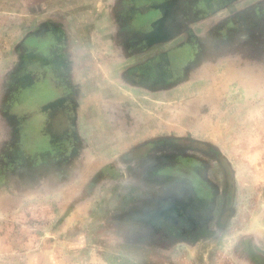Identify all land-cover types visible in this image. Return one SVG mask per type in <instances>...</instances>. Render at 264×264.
Masks as SVG:
<instances>
[{"label":"rangeland","instance_id":"1","mask_svg":"<svg viewBox=\"0 0 264 264\" xmlns=\"http://www.w3.org/2000/svg\"><path fill=\"white\" fill-rule=\"evenodd\" d=\"M122 1L0 0V264H264V60L209 49V29L139 59L129 23L125 54L103 47L97 20ZM73 4L95 30L69 95L71 165L39 119L18 137L13 105L40 79L19 55L42 6Z\"/></svg>","mask_w":264,"mask_h":264},{"label":"crops","instance_id":"2","mask_svg":"<svg viewBox=\"0 0 264 264\" xmlns=\"http://www.w3.org/2000/svg\"><path fill=\"white\" fill-rule=\"evenodd\" d=\"M171 1L173 4H171V10L169 12L166 11L163 6L159 5L158 9H156L157 13L154 14L155 17L158 16V18H156L157 20L162 19L166 13L171 15L170 20L173 24V29H170L168 27L169 34L165 33L166 31H161V28H163V26H161L160 24L156 25L154 28L152 27L151 30H143L142 32L140 31V29H137L140 26L142 27V25L136 24V26L134 27L135 29L139 30L134 38L135 45H138V47L136 46V49H134V53L137 55L136 57H139V59H142L140 57H143L144 54H147L155 44H172L179 41L182 36L184 37L182 38L184 39L182 41H184L186 44H190L192 39L196 38L197 34H200L201 32L209 29L211 30V32L208 34L206 33L205 36H203L204 43L208 44L209 49L214 50L215 48L216 52L219 53H223L224 51L228 50L227 52H229L230 54L226 55H230L231 57L243 54V50L246 48L248 60H257L260 58L262 59V61L264 60V0ZM61 11L64 12V10ZM84 13L87 12L84 11ZM144 17L142 16V22L146 19V17ZM219 30H224L225 34L227 35L226 42H223L221 38L222 35ZM152 38L156 40L154 41L152 40ZM104 40L106 42L104 44L106 45V47H110V45L123 46L124 44V47L127 48L126 42L124 43L118 41L117 45L114 44L111 36H109L108 38L106 36ZM43 43L44 46H46V49H44L43 47L41 48ZM51 45L56 47L57 53H63L64 49L62 45H53V43H50L49 41L37 42L34 39L30 40L29 44H26V48L24 47L22 49V52H20L19 56L21 62H25L27 60L29 61L31 59L28 62V67H32L33 69L36 68L37 70L41 69L40 67L42 65L46 66L47 59L49 60V58L52 56L53 48L51 49ZM110 49L114 50L113 47H110ZM30 50H34L33 54L35 56L30 55L31 57L28 56L26 59L25 57L29 54ZM65 54L66 53H63L64 58L67 59L68 62L71 61L70 55L65 56ZM33 57L36 58L33 60ZM54 59L55 61L57 60L55 56ZM114 59L119 62V66L121 67L123 64H125L126 57L118 54V56ZM81 65L83 64L79 62L77 69H75V74L79 77L89 76L87 74V71L90 70V64L87 66V68L80 69ZM46 69H43L42 72L44 77H47L48 75ZM51 84L52 83L50 79H46L43 80V84H40L38 86L37 91L34 89L27 90L28 88L18 91V93H21V91L23 90V94L25 95H23L21 99L18 98L17 100H14L16 102L13 105V111L19 116H22L21 122L15 123L16 126L20 125V128L19 126H15V131H18V137L23 140L24 138H26V134H38L39 132H41L44 126L40 129L39 124L41 126L42 124L45 125L47 127L46 139L48 140H43V142L45 143L47 149H50L53 152L54 150L61 149L60 153L62 155L65 153L69 154L68 162H72L71 165H73V163H78L77 159L75 158L79 156L78 153L71 152L72 149L75 148V143L73 141L71 143L68 137L71 134L68 123H72L71 115H68V110L70 108L69 95L73 93V89L70 85L68 87V90L57 91L54 90ZM57 98H59V100L61 101L60 105L57 108L45 107L49 102ZM33 110H38V115L36 116V118L27 116V114H29V112ZM37 119L40 120L39 124L37 122ZM37 141H33L31 145L34 146ZM75 145L78 144L76 143Z\"/></svg>","mask_w":264,"mask_h":264},{"label":"flooded vegetation","instance_id":"3","mask_svg":"<svg viewBox=\"0 0 264 264\" xmlns=\"http://www.w3.org/2000/svg\"><path fill=\"white\" fill-rule=\"evenodd\" d=\"M171 0H135L133 4H128L126 6V0L122 1V4H120V9H118V14L116 16H110L108 14V17H103L102 21L100 22L98 19L97 21L100 23V29L102 32L99 34V40H102V42L106 43L104 38H107L111 36L113 39V43L117 45L118 41L120 42H126V30H127V24L131 26H136V24L142 25L137 29H140L142 32L143 30L148 31L151 30L152 27L154 28L156 25H161L163 28H161V31H166L165 33L169 34L168 27L170 29H173V24L171 22V15L166 13L165 16L162 19L157 20L154 16V14L157 13V10L159 5L163 6L166 11L171 10ZM122 6V7H121ZM61 10H64L62 12ZM89 10V9H88ZM111 10V8H109ZM164 10V12H165ZM41 14H42V22L39 30L35 32L36 34H30L27 35L22 46L23 48H26V44L30 42V40L34 39L37 42H47L53 43V45H62L63 46V53H66L65 56L70 55L71 61H67V59L64 58L63 53H57L56 47L51 45V49L53 48L52 56L47 59L46 66L42 65L41 69H33L32 67H28V62L31 60L23 61L20 63L21 67L24 69L22 74L23 81L26 79L27 81H32L31 77H35L34 75H38L40 79H38V85L37 86H23L22 89L27 90H38V86L40 84H43V80L50 79L51 85L53 86L54 90H68V87L71 85L73 92L78 90V75L75 74V69H77L79 62L83 64V67L87 68V66L91 63V60H89V57H93L90 54H87V52H91V45H89L87 42H85L86 39H88V36L94 37L95 25L94 21L95 18L91 17V14H87V18L82 22L80 21L79 12L77 9V6L70 5V6H63L60 5L57 10H55V17L53 20V17L50 15L51 18H48V10L46 9L45 5L41 8ZM150 15V16H149ZM153 15V16H152ZM99 16L98 14L96 15ZM142 16L146 17L145 20L142 22ZM149 16V17H148ZM102 17V16H101ZM144 17V18H145ZM154 17V18H152ZM106 19V20H105ZM116 19V20H115ZM93 23L89 26H85L88 30V32L84 33L82 30V23ZM89 27V28H88ZM91 31V32H89ZM144 31V32H145ZM173 31V30H172ZM138 32V31H137ZM80 35L82 38H80ZM104 37V38H103ZM91 38V39H92ZM135 38V37H134ZM90 40V39H89ZM152 40H156L152 38ZM27 42V43H26ZM155 43V42H154ZM36 45V44H32ZM40 46V45H39ZM111 46V45H110ZM46 49V46L43 45L41 48ZM103 47H106V45H103ZM114 48V50L117 52L119 51L120 54H125L126 48L123 46H111ZM22 48V49H23ZM107 48H110L109 46ZM35 49V48H34ZM87 50V51H86ZM56 51V52H54ZM22 52V50H21ZM34 50H30L29 54L25 58L27 59L28 56H35ZM103 53L105 51L103 50ZM30 56V57H31ZM54 56L56 57V61L54 59ZM99 57V56H98ZM105 57H108L102 55V60L105 61ZM36 57H33L34 60ZM20 59V56H19ZM21 61V60H20ZM71 62V63H70ZM31 63V62H30ZM39 64V63H38ZM41 64V63H40ZM47 70V77H44L42 74L43 69ZM73 69V70H72ZM78 74V73H77ZM94 75V74H93ZM90 76V75H89ZM30 77V78H29ZM68 78H69V84H68ZM34 79V78H33ZM47 86V85H44ZM20 91V90H18ZM34 92V91H33ZM24 91L22 90L20 95L23 96ZM30 93V91H29ZM74 101V100H73ZM61 101L59 98L51 101L46 105L45 107H51V108H57L60 105ZM74 108H77L75 106ZM78 145H76L77 149Z\"/></svg>","mask_w":264,"mask_h":264}]
</instances>
